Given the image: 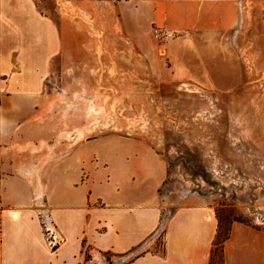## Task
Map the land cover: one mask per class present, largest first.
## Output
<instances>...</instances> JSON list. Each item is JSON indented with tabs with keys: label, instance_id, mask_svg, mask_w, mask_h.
Returning <instances> with one entry per match:
<instances>
[{
	"label": "crops",
	"instance_id": "1",
	"mask_svg": "<svg viewBox=\"0 0 264 264\" xmlns=\"http://www.w3.org/2000/svg\"><path fill=\"white\" fill-rule=\"evenodd\" d=\"M110 4L131 5L151 25L175 34L167 54L177 81L235 74L237 60L245 57L255 58L256 73L264 74V0ZM64 26L62 21V32ZM59 27L34 0H0L2 154L23 147L25 135L18 131L27 114L23 108L31 106L32 112L48 103L43 89L52 62L73 55L68 44L85 42L67 38ZM73 139L68 146H50L48 164L32 178L16 172L0 179V264H84L86 252L142 255L131 264H209L218 220L205 203L176 209L165 221L162 252H144L155 245L162 225L160 191L168 176V163L145 139ZM40 214L50 217L63 240L56 249L45 240ZM225 264H264V230L233 223Z\"/></svg>",
	"mask_w": 264,
	"mask_h": 264
},
{
	"label": "rangeland",
	"instance_id": "2",
	"mask_svg": "<svg viewBox=\"0 0 264 264\" xmlns=\"http://www.w3.org/2000/svg\"><path fill=\"white\" fill-rule=\"evenodd\" d=\"M34 2L58 27L65 22L60 33L85 42L68 44L73 55L52 62L43 89L48 103L23 108L24 144L7 154L0 149V179L16 172L32 178L48 164L50 146H68L75 137L132 136L168 163L162 225L144 252H162L166 219L197 203L222 218L214 264L225 263L233 223L264 230V74L256 73L255 58H239L232 75L177 81L167 54L171 41L156 40L159 27L144 12L115 8L110 0ZM91 256L84 264H126L134 257Z\"/></svg>",
	"mask_w": 264,
	"mask_h": 264
},
{
	"label": "built area",
	"instance_id": "3",
	"mask_svg": "<svg viewBox=\"0 0 264 264\" xmlns=\"http://www.w3.org/2000/svg\"><path fill=\"white\" fill-rule=\"evenodd\" d=\"M175 37V34L165 27H159L155 29V38L161 44H167L169 41L174 40ZM40 221L48 246L51 249H56L58 246H60L63 240L58 235L54 222L51 221L50 217L46 215H40Z\"/></svg>",
	"mask_w": 264,
	"mask_h": 264
},
{
	"label": "trees",
	"instance_id": "4",
	"mask_svg": "<svg viewBox=\"0 0 264 264\" xmlns=\"http://www.w3.org/2000/svg\"><path fill=\"white\" fill-rule=\"evenodd\" d=\"M161 192V191H160ZM0 212H1V208H0ZM217 220H218V230H217V234H216V237H215V240H214V242H213V246H212V249H211V254H210V262H209V264H214L215 263V255H216V249H217V247H218V241L220 240V236H221V228H220V225L222 224V218L221 217H218L217 218ZM233 225V224H232ZM232 225H231V227H232ZM230 231H231V228H230ZM229 236H230V233H229V235H228V237H227V239H226V241L229 239ZM84 247H85V241H84ZM103 256H107V257H109V258H111V257H119V258H127L128 257V255L127 254H122V255H118V254H114V253H112V252H103V253H101ZM142 255H137V256H135V257H132V258H130L128 261H127V263L126 264H131L135 259H137V258H139V257H141ZM92 259V256L88 253V252H86V255H85V263H87L88 261H90ZM222 264H225L224 263V259H223V261H222Z\"/></svg>",
	"mask_w": 264,
	"mask_h": 264
}]
</instances>
